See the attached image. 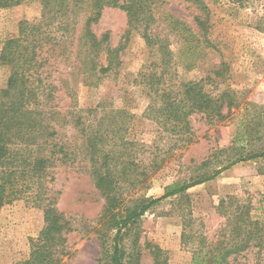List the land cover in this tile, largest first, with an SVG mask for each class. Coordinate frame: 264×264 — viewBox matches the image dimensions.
Returning a JSON list of instances; mask_svg holds the SVG:
<instances>
[{
    "label": "trees",
    "instance_id": "16d2710c",
    "mask_svg": "<svg viewBox=\"0 0 264 264\" xmlns=\"http://www.w3.org/2000/svg\"><path fill=\"white\" fill-rule=\"evenodd\" d=\"M29 1L42 5L39 21L21 22L19 36L6 40L0 53L2 65L9 69L7 84L0 90V210L17 200L32 202L42 209L43 227L31 240L28 258L14 264H68L67 237L72 224L56 208L48 186L53 181L52 170L77 156L76 147L59 136L67 126L81 131L90 159L89 175L104 201L94 231L100 249L97 264H141L140 221L149 210L169 198L183 197L192 187L214 180L237 162L264 159V145L240 153L219 169L175 181L165 186L158 198L145 197L142 192L151 187L152 175L166 162L165 157L153 156L145 166L136 164L135 145H116L113 128L94 130L84 123L81 113L63 112L51 105L57 87L50 79L61 65L81 75L86 86L109 79L118 73L129 35L137 32L148 47L160 51L159 61L140 72L138 85L148 102L143 116L156 121L173 141L171 151L169 146L162 152L168 159L172 148L180 150L192 142V116L216 124L227 120L237 106L231 91L216 93L214 80L210 81L212 89H205L202 81L170 83V33L181 31L185 42L198 46L203 40L208 48L217 50L209 38L214 27L209 7L204 0H182L199 13L193 19L195 31L170 14L161 18L163 0H0V8ZM105 8L119 9L127 18L124 42L115 48L109 45V33L98 37L92 31ZM45 66L46 85L42 81ZM222 73L213 71L215 79L222 78ZM40 98L45 99L46 109L45 105L39 107ZM253 133L254 129H246L248 136ZM207 165L206 161L202 167ZM252 211L249 201L231 196L221 199L217 212L225 223L216 241L191 235L190 220L183 219L181 243L191 253L190 264H264V223ZM143 247L153 264H167L168 258L158 246L145 243ZM248 255L253 256L252 262Z\"/></svg>",
    "mask_w": 264,
    "mask_h": 264
},
{
    "label": "rangeland",
    "instance_id": "374dc122",
    "mask_svg": "<svg viewBox=\"0 0 264 264\" xmlns=\"http://www.w3.org/2000/svg\"><path fill=\"white\" fill-rule=\"evenodd\" d=\"M163 1L159 9L161 18L170 14L195 31L193 19L199 15L197 10L182 0ZM204 1L214 25L209 38L217 50L208 48L203 40L198 46L185 42L181 31L170 33V83L176 86L180 82L202 81L205 89H212L210 81L214 80L216 93L231 91L237 106L231 109L227 120L216 124H208L200 115L192 116V142L180 150L172 148L168 159L162 152L169 146L171 151L173 141H169L156 121L143 116L148 102L138 85L140 72L159 61L160 51L148 47L137 32L129 35L118 73L109 79L86 86L82 76L66 65H61L50 79L57 87L56 99L51 105H57L63 112L81 113L84 123H90L94 130L113 128L112 141L116 145L125 147L126 142L135 145L132 147L137 155L136 164L145 166L152 162L153 156L165 157L166 162L152 175L151 187L142 192L145 197L158 198L165 186L219 169L236 160L240 153L256 151L264 145V0ZM41 10L39 1L0 8V53L6 40L19 36L20 23L38 22ZM126 29V15L116 8H105L92 27L98 37L109 33L112 48L124 42ZM217 70L223 71L220 79L213 75ZM44 71L42 81L46 85V66ZM8 78L9 69L0 61V90L5 88ZM44 100L40 98L39 107H44ZM246 129H254L255 133L248 136ZM80 133L71 126L59 131L69 146L76 147L77 156L52 170L53 181L48 186L56 198V208L73 228L67 237L69 256L65 261L97 264L100 249L94 231L104 201L89 175L90 159ZM121 147L114 149L120 151ZM206 161L208 165L202 167ZM261 172H264V159L237 162L214 180L192 187L183 197L169 198L149 210L140 221L141 264H153L148 249L143 247L145 243L164 251L167 264H190L191 253L181 243L183 219L190 220L191 235L216 241L225 223L217 208L225 197L249 201L253 216L264 223ZM42 227V209L32 202L17 200L5 205L0 210V264L27 259L31 240ZM248 261H253L252 255H248Z\"/></svg>",
    "mask_w": 264,
    "mask_h": 264
}]
</instances>
